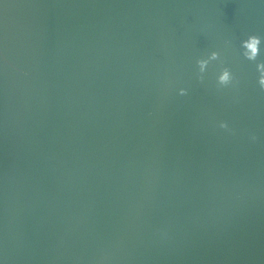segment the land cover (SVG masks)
<instances>
[{"label": "water", "instance_id": "water-1", "mask_svg": "<svg viewBox=\"0 0 264 264\" xmlns=\"http://www.w3.org/2000/svg\"><path fill=\"white\" fill-rule=\"evenodd\" d=\"M249 32L264 0H0V261L264 264Z\"/></svg>", "mask_w": 264, "mask_h": 264}, {"label": "clouds", "instance_id": "clouds-1", "mask_svg": "<svg viewBox=\"0 0 264 264\" xmlns=\"http://www.w3.org/2000/svg\"><path fill=\"white\" fill-rule=\"evenodd\" d=\"M230 39L225 40V44H231ZM239 56L248 61L254 62L255 65V83L261 91H264V59L258 57L264 56V37L254 32H249L242 35L238 39L236 45ZM220 53L216 49L209 50L206 54L195 58V69L198 79L204 78V73L211 61L218 59ZM215 83L217 86L226 87L236 83V75L233 70L227 65H221L215 73ZM187 92L186 88H179L178 93L184 95ZM221 129H227L228 123L220 121L218 125ZM255 139V136L252 137ZM3 264V261H0Z\"/></svg>", "mask_w": 264, "mask_h": 264}]
</instances>
